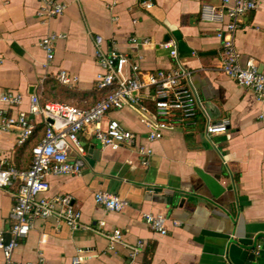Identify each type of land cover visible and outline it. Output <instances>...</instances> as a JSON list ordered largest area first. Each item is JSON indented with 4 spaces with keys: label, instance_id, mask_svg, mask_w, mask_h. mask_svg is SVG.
Returning <instances> with one entry per match:
<instances>
[{
    "label": "crops",
    "instance_id": "1",
    "mask_svg": "<svg viewBox=\"0 0 264 264\" xmlns=\"http://www.w3.org/2000/svg\"><path fill=\"white\" fill-rule=\"evenodd\" d=\"M58 1L64 2V11L46 17L37 13L43 0H0V96L7 89L20 91L23 109L31 94L80 107L94 104L106 92L96 86L102 67L94 55V37L101 34L105 48L115 46L146 70L178 62L196 69L190 85L200 99L198 120L152 142L148 163H142L135 146L102 147L90 131L83 132L81 172L49 175V193L72 194L82 225L74 229L53 217L36 219L19 239L10 264L41 257L46 264H71L76 255L77 264H264V251H255L264 237V101L220 70L218 33L228 19L221 0ZM258 1L243 15L235 42L243 58L252 55L264 68V0ZM51 31L66 36L56 40L54 59L45 65L39 41ZM132 36L150 42L133 43ZM166 40L176 44L177 60L161 46ZM60 69L76 80L62 83ZM0 107L7 105L0 100ZM107 116L144 140L146 127L135 109ZM224 119L226 131L207 132V123ZM36 121L34 134L22 145L16 143L15 130H0V160L29 166L31 145L44 131ZM17 189L18 181L0 187V230L5 232ZM99 190L128 202L120 211L107 210L95 200ZM145 213L164 214L168 232L152 230ZM100 220L105 229H122L125 242L144 239L145 247L132 255L123 242L110 246ZM0 264H6L1 249Z\"/></svg>",
    "mask_w": 264,
    "mask_h": 264
},
{
    "label": "built area",
    "instance_id": "2",
    "mask_svg": "<svg viewBox=\"0 0 264 264\" xmlns=\"http://www.w3.org/2000/svg\"><path fill=\"white\" fill-rule=\"evenodd\" d=\"M258 0H221L227 21L218 35L222 39L223 58L220 70L243 87L254 91L256 97L264 101V68L257 59L248 55L242 57L236 46L235 36L241 27L242 17L258 7ZM147 5H151L150 2ZM65 9L64 2L43 0L37 13L54 17ZM66 33L51 31L40 38L45 51V65L55 56V43ZM133 43H149L148 37H130ZM101 34L94 37V55L102 67L96 76V86L106 92L88 107H80L61 101H42L37 94L29 96L28 108H20L24 94L14 89L4 91L0 100L7 105L0 107V130H15L16 143L24 144L36 130V117L44 124L41 137L31 145V161L28 167L19 168L15 164L0 160V187H7L18 181L14 203L10 211L11 224L7 232L0 230V249L6 264L12 262L13 251L21 237H25L38 218L53 217L63 221L70 228L82 225L81 210L70 193H49V175L78 174L81 172L86 148L80 135L90 131L102 147L119 149L135 146L142 163H148L153 152L151 143L164 137L166 131L178 126L197 122L200 99L190 80L196 69L177 63L165 69L146 70L140 63L115 46L104 47ZM161 46L178 59V49L172 40ZM57 77L62 83L76 80L67 70L60 69ZM125 107L135 109L145 127V138L138 141L140 133L126 127L117 118L107 116L113 110ZM16 109V112L13 111ZM33 115L35 118H32ZM227 119L209 122V133L226 131ZM95 200L105 209L120 211L127 199L104 190L95 193ZM144 219L155 232L165 234L168 229L165 215L145 213ZM105 221H99L100 231L108 238L110 246L125 243L132 255L141 252L146 245L144 239L134 243L125 242L124 232L119 227L105 229ZM81 249H78L80 252ZM255 251H264V237L256 244ZM78 263L74 256L71 264ZM17 264H46L43 257L37 261H23Z\"/></svg>",
    "mask_w": 264,
    "mask_h": 264
},
{
    "label": "trees",
    "instance_id": "3",
    "mask_svg": "<svg viewBox=\"0 0 264 264\" xmlns=\"http://www.w3.org/2000/svg\"><path fill=\"white\" fill-rule=\"evenodd\" d=\"M61 89H63V88H61ZM65 92H66V90H65ZM42 101H47V100L42 99ZM41 126H42V125H41Z\"/></svg>",
    "mask_w": 264,
    "mask_h": 264
}]
</instances>
